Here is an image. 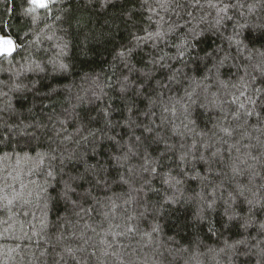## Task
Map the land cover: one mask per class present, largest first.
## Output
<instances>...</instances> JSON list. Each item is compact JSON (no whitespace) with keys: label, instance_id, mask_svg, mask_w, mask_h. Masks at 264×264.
Segmentation results:
<instances>
[{"label":"snow or ice","instance_id":"6c2138e0","mask_svg":"<svg viewBox=\"0 0 264 264\" xmlns=\"http://www.w3.org/2000/svg\"><path fill=\"white\" fill-rule=\"evenodd\" d=\"M0 7V264H264V0Z\"/></svg>","mask_w":264,"mask_h":264},{"label":"trees","instance_id":"16d2710c","mask_svg":"<svg viewBox=\"0 0 264 264\" xmlns=\"http://www.w3.org/2000/svg\"><path fill=\"white\" fill-rule=\"evenodd\" d=\"M0 11H2V7H0ZM99 70H100L99 68L96 69V71H99Z\"/></svg>","mask_w":264,"mask_h":264}]
</instances>
